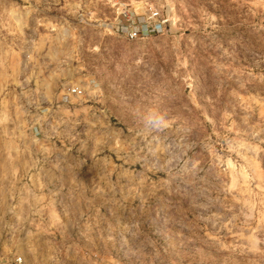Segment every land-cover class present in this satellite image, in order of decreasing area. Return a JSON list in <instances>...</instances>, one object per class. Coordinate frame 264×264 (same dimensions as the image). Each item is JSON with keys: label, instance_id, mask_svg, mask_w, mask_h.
Masks as SVG:
<instances>
[{"label": "rangeland", "instance_id": "1", "mask_svg": "<svg viewBox=\"0 0 264 264\" xmlns=\"http://www.w3.org/2000/svg\"><path fill=\"white\" fill-rule=\"evenodd\" d=\"M121 5L165 32L116 34ZM18 258L264 264V0H0V264Z\"/></svg>", "mask_w": 264, "mask_h": 264}, {"label": "built area", "instance_id": "2", "mask_svg": "<svg viewBox=\"0 0 264 264\" xmlns=\"http://www.w3.org/2000/svg\"><path fill=\"white\" fill-rule=\"evenodd\" d=\"M168 20L161 15L159 11L153 10L147 14L138 15L125 5L118 8L117 19L114 32L125 37L127 40H142L151 36H157L165 32ZM83 90L80 87H70L63 94L62 98L68 100L71 96H83ZM22 260L18 258L17 264Z\"/></svg>", "mask_w": 264, "mask_h": 264}, {"label": "clouds", "instance_id": "3", "mask_svg": "<svg viewBox=\"0 0 264 264\" xmlns=\"http://www.w3.org/2000/svg\"><path fill=\"white\" fill-rule=\"evenodd\" d=\"M147 122L155 127L157 125H163L164 124V118H163V116L153 115V116L149 117Z\"/></svg>", "mask_w": 264, "mask_h": 264}]
</instances>
